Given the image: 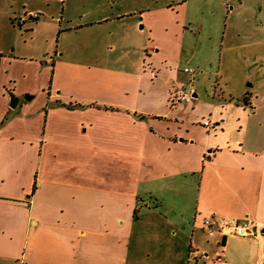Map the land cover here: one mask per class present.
<instances>
[{
	"label": "crops",
	"instance_id": "crops-1",
	"mask_svg": "<svg viewBox=\"0 0 264 264\" xmlns=\"http://www.w3.org/2000/svg\"><path fill=\"white\" fill-rule=\"evenodd\" d=\"M29 3L0 0V264H264V110L251 85L217 82L211 102L189 88L193 102L176 103L194 83L162 46L181 33L164 7L58 25L83 38L17 56L21 29L32 39L46 23ZM211 217L247 218L259 235L207 231Z\"/></svg>",
	"mask_w": 264,
	"mask_h": 264
},
{
	"label": "rangeland",
	"instance_id": "rangeland-1",
	"mask_svg": "<svg viewBox=\"0 0 264 264\" xmlns=\"http://www.w3.org/2000/svg\"><path fill=\"white\" fill-rule=\"evenodd\" d=\"M48 1L47 5V2L30 0L25 7L26 12L42 10L40 17L46 23L34 26L36 31L32 39H29L25 28L21 29L22 34L16 42L17 56H26L28 60H42L43 56H53L56 49L57 55H61L63 46L74 48L83 38L74 31L59 34L58 25H74L83 20L113 14L119 9L132 10L137 6L145 8L146 16H153L158 13L157 8L164 7L161 16L168 13L169 21L175 23L168 22L172 28L169 34L181 33L177 43L167 46L164 40L163 45L161 42L160 45L168 52L177 54L176 73L180 72L181 78L186 82L193 79L194 87H189L190 84L186 83L188 86L185 85L184 88L188 92H191L189 88H196L198 94L211 102L212 90L217 82L226 90L236 87L241 89V83L243 87L248 84L251 85L252 94L257 95L259 110H264L261 104L264 96V0ZM135 23H138L139 33H146L144 21L136 19ZM151 45L152 43L148 48L151 49ZM237 45V53L231 50L227 52L225 49ZM64 56L70 55L66 53ZM71 57L75 55L71 54ZM184 69H190L194 73L187 74ZM145 70L147 71L146 68ZM196 131L200 133L197 127Z\"/></svg>",
	"mask_w": 264,
	"mask_h": 264
},
{
	"label": "built area",
	"instance_id": "built-area-1",
	"mask_svg": "<svg viewBox=\"0 0 264 264\" xmlns=\"http://www.w3.org/2000/svg\"><path fill=\"white\" fill-rule=\"evenodd\" d=\"M30 18L37 19L38 14H30ZM187 74H193L190 69H184ZM173 100L176 103L191 104L194 100L193 94L188 92L184 87L177 88L173 93ZM203 227L207 231H216L222 236L235 235L239 237H258L259 231L247 219H234L219 217L217 219L211 217L203 220Z\"/></svg>",
	"mask_w": 264,
	"mask_h": 264
},
{
	"label": "water",
	"instance_id": "water-1",
	"mask_svg": "<svg viewBox=\"0 0 264 264\" xmlns=\"http://www.w3.org/2000/svg\"><path fill=\"white\" fill-rule=\"evenodd\" d=\"M195 97V95H193V98ZM28 97H26L25 99H27ZM18 103V98L17 97H14L13 95H10V105L9 107L11 109H14L16 107Z\"/></svg>",
	"mask_w": 264,
	"mask_h": 264
},
{
	"label": "trees",
	"instance_id": "trees-1",
	"mask_svg": "<svg viewBox=\"0 0 264 264\" xmlns=\"http://www.w3.org/2000/svg\"><path fill=\"white\" fill-rule=\"evenodd\" d=\"M136 214H137V211H136V210H134V212H133V216L135 217V216H136Z\"/></svg>",
	"mask_w": 264,
	"mask_h": 264
}]
</instances>
